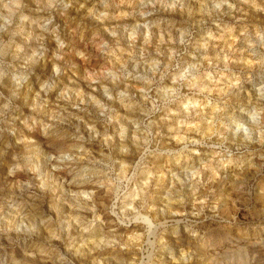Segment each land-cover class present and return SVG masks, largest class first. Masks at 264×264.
<instances>
[{
	"label": "clouds",
	"instance_id": "1",
	"mask_svg": "<svg viewBox=\"0 0 264 264\" xmlns=\"http://www.w3.org/2000/svg\"><path fill=\"white\" fill-rule=\"evenodd\" d=\"M0 264H264V0H0Z\"/></svg>",
	"mask_w": 264,
	"mask_h": 264
}]
</instances>
